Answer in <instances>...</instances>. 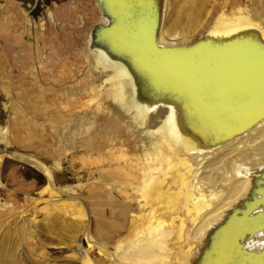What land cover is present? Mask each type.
Segmentation results:
<instances>
[{
    "label": "rangeland",
    "instance_id": "obj_1",
    "mask_svg": "<svg viewBox=\"0 0 264 264\" xmlns=\"http://www.w3.org/2000/svg\"><path fill=\"white\" fill-rule=\"evenodd\" d=\"M205 1L157 0L156 37L163 24L176 44H194L223 13L244 12L264 30V0ZM33 2L0 0V264H148L132 247L171 236L169 214L140 202L142 127L118 118L104 94L109 73L95 64L113 22L101 0ZM241 222L206 264H264L238 251Z\"/></svg>",
    "mask_w": 264,
    "mask_h": 264
},
{
    "label": "bare ground",
    "instance_id": "obj_2",
    "mask_svg": "<svg viewBox=\"0 0 264 264\" xmlns=\"http://www.w3.org/2000/svg\"><path fill=\"white\" fill-rule=\"evenodd\" d=\"M101 4L113 22L93 48L99 72L109 73L104 94L118 118L142 127L135 189L140 202L165 206L171 228L134 253L148 264H206L238 220V251L246 262L263 259L264 30L244 12L223 13L199 41L178 45L163 24L156 37L157 0ZM111 63L115 73L104 70Z\"/></svg>",
    "mask_w": 264,
    "mask_h": 264
},
{
    "label": "water",
    "instance_id": "obj_3",
    "mask_svg": "<svg viewBox=\"0 0 264 264\" xmlns=\"http://www.w3.org/2000/svg\"><path fill=\"white\" fill-rule=\"evenodd\" d=\"M40 3H42V5H46L48 2L47 0H35V2H33V6H36V5H40Z\"/></svg>",
    "mask_w": 264,
    "mask_h": 264
}]
</instances>
